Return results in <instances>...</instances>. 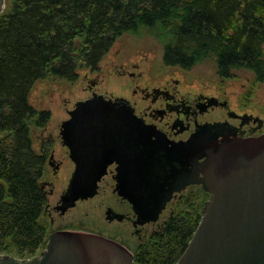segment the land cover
Returning <instances> with one entry per match:
<instances>
[{
	"label": "trees",
	"instance_id": "16d2710c",
	"mask_svg": "<svg viewBox=\"0 0 264 264\" xmlns=\"http://www.w3.org/2000/svg\"><path fill=\"white\" fill-rule=\"evenodd\" d=\"M5 4L8 9L0 15L1 254L35 256L45 249L51 233L42 188L48 151H37L32 135V127L43 128L51 112L31 103L37 81L75 82L80 70L98 68L118 38L143 31L163 45L167 65L190 69L212 58L222 77L246 68L264 78V0ZM202 196L203 201L208 197ZM199 197L188 195L172 203L167 217L138 246L136 264H174L182 256L202 218Z\"/></svg>",
	"mask_w": 264,
	"mask_h": 264
},
{
	"label": "water",
	"instance_id": "95a60500",
	"mask_svg": "<svg viewBox=\"0 0 264 264\" xmlns=\"http://www.w3.org/2000/svg\"><path fill=\"white\" fill-rule=\"evenodd\" d=\"M4 7L0 0V15ZM69 115L61 135L76 167L58 211L94 198L117 160L116 190L132 204L136 226L157 223L174 193L189 185L209 193L193 238L174 264H264V134L236 137L217 122L174 142L147 126L128 101L100 94L76 102ZM123 149L128 154L119 158ZM123 218L107 212L111 221ZM0 264L136 263L131 250L114 239L65 230L50 233L35 256L0 253Z\"/></svg>",
	"mask_w": 264,
	"mask_h": 264
},
{
	"label": "flooded vegetation",
	"instance_id": "af4514ba",
	"mask_svg": "<svg viewBox=\"0 0 264 264\" xmlns=\"http://www.w3.org/2000/svg\"><path fill=\"white\" fill-rule=\"evenodd\" d=\"M110 54L111 52L102 59L96 70L88 69V72L84 75L86 80L84 90L87 93V97L80 100L90 98L94 94L103 95L108 99H124L133 107L136 116L141 118L147 126L174 142L189 138L199 125L217 122L226 124L236 137L249 138L264 134V96L263 102H259V106L257 107L250 97L247 98L248 102L242 100L235 101L231 96L234 92H230L221 86L199 83L189 79L187 72L191 68L186 69L165 63L158 66L157 64L155 65L153 59L147 54H137L128 50L127 52L118 51L115 56H109ZM235 70H233L231 76L227 77L219 75L218 69L217 73L222 81H227L234 77ZM254 81H252L254 84H264V78L259 79L255 77ZM251 95L252 93L249 94V96ZM78 101L76 100L71 107H66L67 117L64 120L70 117L69 112ZM61 124L58 136L60 144L65 149L64 155L62 153L57 154L56 138L52 135L48 136L43 144V148L47 147L48 151L47 167L52 173V178L50 177L43 182V189L48 197L45 214L50 218L51 228L56 219L54 214L65 217L69 211L78 205L77 203L75 207L62 214L56 208L60 198L55 204H52L49 199V196H53L56 190V181L53 178L57 179L62 174L64 175L65 172L70 173L69 184L76 167L71 149L63 142ZM47 126L46 124L43 127L45 131ZM129 153L132 155V151ZM127 154V149L119 150L118 152L119 158H124ZM117 167L118 161L114 160L108 166L106 174L99 182L97 195L84 201L101 197L104 204L105 197L108 196L109 200H113L112 202L114 203L108 201L106 204V219L107 212L109 214L124 215L122 220H107L110 223L126 221L132 227V235H136L139 239H142L148 231V227L156 223L135 225L136 214L132 204L116 190ZM68 184L60 194V197L67 189ZM47 186L49 190L45 189ZM199 189H203L201 185L192 184L181 192H175L164 213L170 209L174 201L188 195H196ZM65 230L103 235L126 246L124 240L114 238L107 232L98 230L92 226L59 228L53 232Z\"/></svg>",
	"mask_w": 264,
	"mask_h": 264
},
{
	"label": "rangeland",
	"instance_id": "374dc122",
	"mask_svg": "<svg viewBox=\"0 0 264 264\" xmlns=\"http://www.w3.org/2000/svg\"><path fill=\"white\" fill-rule=\"evenodd\" d=\"M5 9H8L6 4L4 10ZM127 50L137 54H147L151 59H153L155 65L157 64L159 66L164 63L163 45L147 31H143L141 33H125L117 39L109 56H115L118 51L127 52ZM87 72L88 69L80 70L79 78L75 82H69L59 78H46L40 79L35 84L31 92V103L38 109L49 110L51 112V118L47 123L48 126L46 127V131L43 128L32 127L34 146L37 151H41L43 149L45 139L52 135L56 138L57 154L62 153L64 155L65 149L60 144V138L58 136L60 124L67 117L66 107H71L76 100L87 97V93L84 90V86L86 84L84 75ZM187 77L195 82L221 86L230 92H234L231 96L235 101L242 100L244 102H248L249 100H247V98L250 97L257 107L259 106V102H263L264 84H254L252 81L255 80L256 76L254 72L248 69L235 70L234 77L232 79L222 81L217 73L216 63L214 59L211 58L192 67L190 71L187 72ZM250 93H252L251 96H249ZM69 176L70 173L68 174L65 172L64 175L62 174L59 178H53V180L56 181V190L53 196H49L52 204H55L60 198V194L68 184ZM50 177L52 178V173L47 167L42 183ZM45 189L49 190V187L47 186ZM206 193L207 192H205L204 189H199L196 194H200L198 201L203 203V207L205 202L210 197V195H207ZM202 195L208 197L203 201L201 198L203 197ZM107 197H105L106 199L104 204L102 203L101 197H97L90 201H80L75 208L65 215V217H60L57 214H54L56 219L51 228V232L59 228L92 226L98 230L107 232L114 238L124 240L126 246L135 255L140 243L145 241L157 227L155 224L150 225L148 227V231L145 233V236L142 239H139L138 236L132 235V227L126 221H115L110 223L106 219V204L110 201L109 197ZM112 201L113 200H111L110 203H114ZM170 209L163 214L160 222L167 217ZM44 219L50 221L47 214L44 215Z\"/></svg>",
	"mask_w": 264,
	"mask_h": 264
}]
</instances>
